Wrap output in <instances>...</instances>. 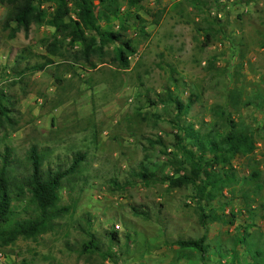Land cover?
I'll use <instances>...</instances> for the list:
<instances>
[{"label":"rangeland","instance_id":"1","mask_svg":"<svg viewBox=\"0 0 264 264\" xmlns=\"http://www.w3.org/2000/svg\"><path fill=\"white\" fill-rule=\"evenodd\" d=\"M119 3L124 33L135 45L126 67L112 63L109 53L102 62L92 56L95 65L88 67L73 59L75 44H63L66 59L55 56L41 68L32 65L43 61V39L53 27L32 22L9 37L0 3V92L10 117L0 125V152L9 148L11 173H26L33 144L43 167L63 168L72 152H84L58 188L67 211L33 239L17 236L0 244V264H248L255 248L264 258V0ZM165 85L190 100L177 123L203 131L213 118L228 116L252 131L251 152L211 164L229 178L212 199L195 195L198 181L170 185L161 179L173 175L172 164L181 158L173 144V103L154 105L146 98H156ZM157 136L164 146L152 141ZM208 156H196V162ZM139 161L152 164L157 179L131 176ZM11 208L22 217L35 211V203L23 189ZM87 232L97 249L81 250ZM202 233L203 257L175 242Z\"/></svg>","mask_w":264,"mask_h":264},{"label":"trees","instance_id":"2","mask_svg":"<svg viewBox=\"0 0 264 264\" xmlns=\"http://www.w3.org/2000/svg\"><path fill=\"white\" fill-rule=\"evenodd\" d=\"M126 1L130 4L138 0ZM45 2L49 4L44 6ZM0 3L6 7L2 26L9 29V37L20 27L27 30L32 22L47 23L53 27L50 38L43 39L45 51L43 61L38 65H32L34 68H41L54 62L55 56H59L58 62L64 61L66 58L60 50L63 44L70 47L75 44L77 48L71 52L73 59L81 58L88 67L95 65V61L91 59L92 56H96L98 62H102L104 61L101 59L102 56L107 53L112 63L126 67L128 56L135 49L132 39L124 33L127 25L126 15L120 9L119 0H0ZM208 37L209 33L206 30L205 40ZM109 45L111 47L108 49ZM71 64L68 62V65ZM163 89L156 98L150 99L148 96L146 98L149 104L154 105L159 102L162 105L167 102L173 103L175 111L172 122L177 128L173 133V144L181 158L172 164L173 175L165 174L161 179L166 178L170 185L198 181L195 195L204 196L206 200L212 199L214 192L223 184H227L229 178L225 169L221 171L225 174L221 177L219 172L213 171L211 164H227L230 158L251 152L255 147L252 131L248 127L236 125L235 121L228 116L213 118L203 131L190 122L177 123L180 120V109L188 106L190 100L185 103L178 98L173 91L176 87L171 88L165 85ZM3 98L0 92V125L3 123L2 120L10 122L6 104L2 102ZM186 138H188L187 143ZM152 141L163 145L160 136ZM72 153L70 161L63 168L43 167L42 152L36 145H30L25 156L28 169L26 173L16 177L11 173L12 157L9 148L4 146L0 152V244L10 243L17 236L33 239L36 235L50 229L56 216L67 211L68 206L58 202V188L77 170L80 160L84 157V152L80 150ZM203 153H208L209 156L197 163L195 157ZM182 163H186L188 169H185ZM130 173L142 182L157 179L152 164L143 161H139ZM257 174V170L251 169L250 176L255 177ZM113 182L118 183L115 180ZM23 189L35 203V211L16 217L13 215L11 200L19 199ZM199 211L198 218L204 224L206 214L201 208ZM87 233L88 238L82 242L81 250L97 249L92 232ZM109 234L111 238H116L114 229L110 230ZM243 238L244 236L236 237L235 240L240 242ZM175 242L183 249L196 251L200 257H203L207 250L203 233L195 237L177 238ZM250 256L253 261L248 264H264L260 249L255 248Z\"/></svg>","mask_w":264,"mask_h":264}]
</instances>
